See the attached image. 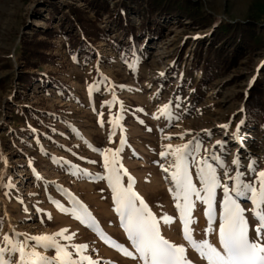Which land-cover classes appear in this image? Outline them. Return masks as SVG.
<instances>
[{
    "label": "rangeland",
    "instance_id": "374dc122",
    "mask_svg": "<svg viewBox=\"0 0 264 264\" xmlns=\"http://www.w3.org/2000/svg\"><path fill=\"white\" fill-rule=\"evenodd\" d=\"M106 1L109 12L88 0H0V249L8 248V242L64 230L70 239L55 238L74 260L79 259L74 246L83 244L80 255L93 264H142L114 246L121 244L138 256L102 179L106 173L99 152L111 157L120 148L122 183L126 186L132 177L133 191L157 217L161 235L185 248L188 264H206L183 237L177 201L169 191L174 186L165 169L171 171L177 146L199 137L201 157L223 142L215 154L226 151L228 166L238 155L243 171L250 161L256 172L264 170V120L258 114L259 120L250 122L244 106L253 86L264 93V47L238 46L228 54L234 56L228 67L210 62L219 23L252 21L264 37V0H192L210 15L208 23L159 16L140 37L139 57L128 62L110 43L128 42L115 6L122 0ZM75 9L108 38L83 36L78 24L68 21ZM127 13L128 29L140 35V14ZM223 43L216 41L213 47ZM190 171L194 174L195 168ZM246 179L255 177L249 173ZM193 182L199 186L195 176ZM75 201L87 209L83 222L73 215ZM242 207L248 210L253 234L252 206L243 202ZM204 209L194 200L188 210L190 235L197 243L208 239L219 247L218 219L208 228ZM214 209L218 215V204ZM165 215L172 218L169 225L160 219ZM28 244L35 242L28 239ZM35 250L54 256V250ZM3 258L16 264L18 255L5 252Z\"/></svg>",
    "mask_w": 264,
    "mask_h": 264
},
{
    "label": "snow or ice",
    "instance_id": "6c2138e0",
    "mask_svg": "<svg viewBox=\"0 0 264 264\" xmlns=\"http://www.w3.org/2000/svg\"><path fill=\"white\" fill-rule=\"evenodd\" d=\"M163 111H168L167 105L164 106ZM169 116L171 118V114ZM119 119L120 117H117V120ZM109 122L112 123V120L110 119ZM240 123L242 124L243 121ZM222 127L226 128L227 125ZM239 127L240 124L237 125V136ZM207 135L210 137L211 133L208 132ZM109 141L111 142V134ZM217 147L223 149V142H217L213 145L212 153L201 157L202 141L199 137H194L177 146L171 153L174 162L170 165L171 171L169 169L165 171L169 172L174 186L169 191L177 201L175 207L184 226L183 237L206 261V264H264V170L256 172L255 163L250 161L247 170L243 171L238 155L233 159L232 165L228 166L224 160L226 151L216 155ZM106 151L112 152L111 149ZM120 151V148L115 149L111 157L105 155L103 151L99 152L104 159L103 166L106 173L102 179L107 181L111 189L114 210L120 217L121 226L138 256H133L132 252L121 244L114 246L124 255L138 259L142 264H188L185 248L171 243L161 235L157 217L149 210L144 200L133 191L132 177L128 176L126 186L122 183V168L117 167L119 163L117 154ZM166 154L165 151H161L160 156L164 157ZM90 163L96 162L90 161ZM161 167L163 168V165ZM192 168H195L194 174L190 171ZM249 173L255 177V180L249 182L246 179ZM193 176L199 182L198 187L193 182ZM194 200L200 201L205 206L204 215L207 218L208 228H212L214 221L218 219L219 247L213 246L208 239L197 243L190 235L185 217L192 208ZM243 202H248L252 206L251 215L256 222L253 234H250L249 220L246 218L248 210L242 207ZM75 203L78 207L73 209V215L83 222V218L88 215L87 209L78 201ZM214 204H218V215ZM160 219L165 225L172 222V218L167 215ZM63 231L53 235L29 237L22 243L8 242L5 237L9 247L0 249V264H12L11 260L3 258L5 252L12 257L18 255L16 264H83L85 261L87 264H93L89 257L80 255L86 248L83 244L74 246L79 259L72 258V254L55 238L61 236L70 239L63 236ZM207 231L208 229H205L206 234ZM28 239L35 244L29 245ZM30 247L32 250L29 251ZM36 247L54 250V256L49 258L42 255L35 250Z\"/></svg>",
    "mask_w": 264,
    "mask_h": 264
},
{
    "label": "trees",
    "instance_id": "16d2710c",
    "mask_svg": "<svg viewBox=\"0 0 264 264\" xmlns=\"http://www.w3.org/2000/svg\"><path fill=\"white\" fill-rule=\"evenodd\" d=\"M133 1L135 2L134 6H132ZM88 2L91 6H94L97 9L103 8L106 12H109L106 0H88ZM115 6H118L116 12L120 14L119 24L126 32V35H128V42L125 44L111 40L110 43L115 46L118 52H121L120 58L124 62H128L134 56L139 57V52L142 47L140 37H145L147 35V31L152 29V25L156 24V19L159 16H176L177 18L187 17L192 22L203 24L210 21V15L201 12L199 10V4L192 0H122L119 3H116ZM129 9L135 10L141 16L142 23L140 35H137L133 28L128 29V26L124 21L129 15L127 13ZM72 11L73 17L68 21L72 22V24H78L82 30L83 36H92L95 39H100L103 35L104 38H108L107 33H101L97 27L81 17L78 9ZM216 41H220L221 43L225 41V43L222 44L224 46L221 48L213 47V44ZM227 44H230L229 46L232 48ZM82 45L83 47L86 46L84 44ZM211 45L210 52L213 53L214 58L210 60V62H217L221 64L222 67H228V65L232 64L234 60V56L228 58V54L232 53L233 50L241 45L249 50L263 48L264 37L261 32L256 31L255 25L252 21L235 24L222 22L214 27ZM239 52H241V50ZM209 72L210 70L205 71V73ZM21 82L26 84L28 79L24 78ZM247 95L244 105L245 117L249 118L250 122H255L259 120L255 116L260 114L261 121L264 120L263 91L258 86H253ZM261 124L264 125V121H262Z\"/></svg>",
    "mask_w": 264,
    "mask_h": 264
},
{
    "label": "bare ground",
    "instance_id": "6f19581e",
    "mask_svg": "<svg viewBox=\"0 0 264 264\" xmlns=\"http://www.w3.org/2000/svg\"><path fill=\"white\" fill-rule=\"evenodd\" d=\"M176 242V241H175ZM29 250V249H28Z\"/></svg>",
    "mask_w": 264,
    "mask_h": 264
}]
</instances>
